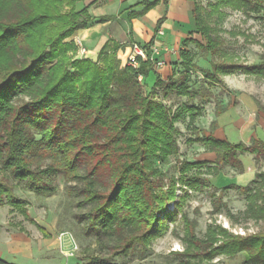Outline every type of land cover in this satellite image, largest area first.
Returning <instances> with one entry per match:
<instances>
[{
	"label": "trees",
	"instance_id": "trees-1",
	"mask_svg": "<svg viewBox=\"0 0 264 264\" xmlns=\"http://www.w3.org/2000/svg\"><path fill=\"white\" fill-rule=\"evenodd\" d=\"M80 1L0 0V206L8 204L29 219V203L16 196L15 188L25 183L24 187L36 193L53 194L57 189L52 177L63 174L85 230L112 242L108 246L110 256H90V264H112L115 256L149 247L168 229L167 220L176 219L180 207L176 183L172 181L163 191L166 177L156 161L166 163L178 152L180 130L176 124L194 108L183 106L172 114L154 98L158 90L166 97L177 89L187 94L188 89L173 77L165 81L155 72L152 42L146 46L148 60L141 59L139 71L143 77L155 72L150 94H145L138 73L130 66L124 68L113 91L117 52L122 48L114 41L102 48L97 61L68 62L61 55L67 49L64 42L94 22L87 9L76 11ZM194 1L197 32L205 43L187 39L184 46L195 43L213 56L220 54L223 46L209 24L214 15L221 18L226 7L248 15L264 12V0H214L203 15V7ZM162 23L159 21L157 32ZM180 58L188 73L192 65L189 52L181 50ZM236 69L237 64L211 61L207 80L220 82L221 75ZM261 73L264 67L252 69L250 74ZM21 96L29 100L16 104L14 100ZM222 111L218 108L216 114ZM203 142L216 160L206 173L199 168L207 162L182 164L186 191L205 190L209 184L205 175L218 173L224 166L244 171L240 159L244 154L264 158V142L258 139L252 138L251 146L233 145L209 133L203 135ZM46 159L50 164L43 167ZM193 168L196 170L190 174ZM257 178L260 180L252 183L264 187V173L257 174ZM261 187L254 190L232 186L246 195L245 216L264 220ZM173 201L175 210L171 211L167 206ZM184 221L187 248L177 254L184 258L180 264H202L217 255L233 257L240 253L246 254L244 264H264V232L234 236L219 226L210 227L206 237L198 239L194 225L187 218ZM0 264L14 263L0 258Z\"/></svg>",
	"mask_w": 264,
	"mask_h": 264
},
{
	"label": "rangeland",
	"instance_id": "rangeland-1",
	"mask_svg": "<svg viewBox=\"0 0 264 264\" xmlns=\"http://www.w3.org/2000/svg\"><path fill=\"white\" fill-rule=\"evenodd\" d=\"M197 4L203 7L205 15L215 1L197 0ZM222 11L224 16L219 18V15H214L209 23L214 30L213 35L223 41L220 54H208L195 43L179 47L163 45L171 55L177 56L181 50L189 52L192 61L188 73L180 58L178 62L166 64L170 65L169 74L173 75V81L185 84L187 94H182L180 89L166 97L162 90L154 94V98L162 101L172 114L183 106L194 108V111L191 110L193 113L186 112L176 124L180 130L178 152L171 155L166 163L156 161L166 177L163 191L168 190L172 181L176 183V198L180 201V207L176 209L177 217L174 221L167 220L168 229L155 238L149 247H137L127 255L115 256L112 264H180L184 258L177 254L185 252L187 248L184 243L185 218L194 225L198 239H204L210 227L219 226L234 236L245 237L264 232L263 219L245 216V193L232 188L260 189V184L256 186L252 182L260 180L257 174L264 173L263 157L256 159L251 154H244L240 156L244 171L224 166L218 173L205 175L209 184L203 191H186L182 182L185 176L182 177L180 172L184 162H207L199 168L203 173L214 165L216 156L204 145L203 135L213 133L216 138L233 145L251 146L252 138L264 142V73L250 74L252 69L264 67V12L248 15L229 7ZM191 35L193 40L205 43L197 29ZM64 43L67 49L60 54L66 56L68 62L81 59L79 43L70 38ZM116 60L114 92L117 90L116 82L128 66L125 59ZM155 60L154 70H161L157 65L161 59ZM211 61L237 64L238 69L231 74L221 75L220 82L209 81L206 71L211 69ZM103 66L108 65L104 63ZM154 80L153 73L150 80L143 78L139 81L145 94H150ZM28 100V96H21L14 102L22 104ZM218 108L223 109L219 115L216 114ZM36 137L40 139L39 135ZM48 164L50 160L46 159L43 167ZM195 170L193 168L190 174ZM52 181L57 189L53 194L36 193L24 187L25 183L15 188L16 196L29 203V219L8 204L0 206V258L14 264H90V256H110L108 246L112 242L88 233L79 221L80 210L74 206L63 174L55 175ZM73 185L75 183L68 184ZM261 190L264 194V187ZM175 202L168 203L167 208L175 210ZM258 204H261V200ZM215 207L220 210L217 211ZM245 261V253L233 257L222 254L202 264H244Z\"/></svg>",
	"mask_w": 264,
	"mask_h": 264
},
{
	"label": "crops",
	"instance_id": "crops-1",
	"mask_svg": "<svg viewBox=\"0 0 264 264\" xmlns=\"http://www.w3.org/2000/svg\"><path fill=\"white\" fill-rule=\"evenodd\" d=\"M147 5L151 7L146 9ZM194 8V0H83L76 4V11L87 9L94 22L87 28L75 31L70 39L86 49L85 54L80 52V58L92 61H97L102 48L107 43L113 44V41L122 47L117 52V59H125L127 62L133 54V48L138 46L145 51V57L140 59L147 61L146 46L152 42V47H156L159 52L151 51V57L165 62V65L160 67L162 69L155 72L167 81L173 75L169 74L170 65L166 64L178 62L180 52L177 56L171 55L163 45L179 47L184 45L187 39H193L191 33L197 29ZM132 12L144 13L131 18L129 15ZM161 20L163 23L157 32ZM159 31L163 34L160 35ZM155 72H150L148 77L143 78L150 80Z\"/></svg>",
	"mask_w": 264,
	"mask_h": 264
},
{
	"label": "built area",
	"instance_id": "built-area-1",
	"mask_svg": "<svg viewBox=\"0 0 264 264\" xmlns=\"http://www.w3.org/2000/svg\"><path fill=\"white\" fill-rule=\"evenodd\" d=\"M159 34L162 35L163 32L159 31ZM81 53L85 54L86 49L83 48V46L79 43ZM151 51L154 53H158V49L156 47H151ZM142 57H145V51L138 46L134 47L133 54H131L127 60L128 66L132 67L137 73H138V80L141 81L143 79V76L139 73L141 69V59ZM157 65L159 67H163L165 65V62L158 61Z\"/></svg>",
	"mask_w": 264,
	"mask_h": 264
}]
</instances>
